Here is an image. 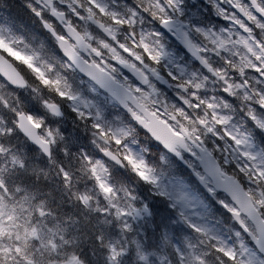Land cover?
<instances>
[{"label":"snow or ice","instance_id":"6c2138e0","mask_svg":"<svg viewBox=\"0 0 264 264\" xmlns=\"http://www.w3.org/2000/svg\"><path fill=\"white\" fill-rule=\"evenodd\" d=\"M0 44V264H264V0H0Z\"/></svg>","mask_w":264,"mask_h":264},{"label":"clouds","instance_id":"9594fccd","mask_svg":"<svg viewBox=\"0 0 264 264\" xmlns=\"http://www.w3.org/2000/svg\"><path fill=\"white\" fill-rule=\"evenodd\" d=\"M192 3H195L196 0H191ZM19 35H23L25 40L31 44V48L35 50L37 53H41L39 58L37 59V75L39 71L46 72L50 76H55L57 71H64L59 67V65L55 66L54 70H50L48 68V65L44 63L43 61L46 60V54L43 53V50L40 48V42L39 40H33L31 37L26 36L23 31L18 33ZM15 47H19L21 49L24 48V44H18ZM2 44H0V51H2ZM28 52V54H31L30 50H25ZM20 56V58H23L21 54H17ZM69 76H71V73H68ZM35 83L37 85L40 84V81L38 79L35 80ZM45 96L48 94L45 93ZM32 99L36 103H41L42 102V96L39 93H33L32 94ZM124 122V117L118 112L114 111L113 116L111 117V123L112 125L115 126H120L121 123ZM124 143L128 145V149L131 150V155L129 156V160L124 161L125 165L128 167L129 170H132L133 167L135 166L136 171H141L140 167V160L137 157H142L144 161H147L148 164H150L153 168L159 172V170L164 169V170H169L171 167H174L170 161L162 162L161 161V153L157 152L154 147V141L151 139V137L143 134V133H138V131L133 130L130 132V134L123 138ZM111 149L113 152H116V147L115 145H110ZM117 155L120 157L121 160H124V150L122 149L120 152L117 153ZM152 189L149 188V192H151ZM153 260L155 258H152ZM133 264H140L138 260L135 259L133 255Z\"/></svg>","mask_w":264,"mask_h":264}]
</instances>
